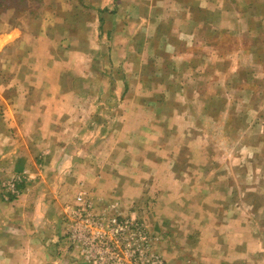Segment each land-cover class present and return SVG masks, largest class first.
<instances>
[{"label": "rangeland", "instance_id": "374dc122", "mask_svg": "<svg viewBox=\"0 0 264 264\" xmlns=\"http://www.w3.org/2000/svg\"><path fill=\"white\" fill-rule=\"evenodd\" d=\"M72 1L86 8L92 3H111ZM242 1L226 4L231 8L226 16L230 20L235 16L232 12L239 9L234 4L238 2L246 9L251 24L237 22L234 29L230 20H225L223 42L220 46H209L207 72H197L200 64L194 62L188 63L189 70L182 67L173 72L175 63L169 51L156 49L153 53L154 49H144L142 42L139 46L138 41H122L120 31L114 32L111 39L112 31L109 35L103 30L95 33L100 24L97 19L92 21V15L82 5H78L80 10L75 14L78 17L81 13L83 23L78 26V36L86 38V29L91 28L90 37L68 45L84 52L93 51L78 61L91 67V91L96 90L103 100L106 91L100 94L99 85L110 83L105 97L117 102L107 105L110 113L116 118L123 107L130 119L128 128L115 119L113 136L97 139L99 147L109 149L101 155L103 160L98 159L101 168L94 174L99 179L107 175L112 185H92L94 177H91L86 178L79 191L86 193L98 211L116 212L140 222L149 239L147 252L157 254L168 264H193L216 251L221 252L220 256L225 251H244L246 254L240 256L233 254L238 263L250 264L246 247L250 233L255 230L258 239L264 242V0H245L251 5ZM27 3L28 12L38 20L48 16L52 2ZM30 15L27 16L32 18ZM115 17L114 22L119 24L121 16ZM22 19L9 11L0 12V23L4 21L0 28ZM86 20L91 22L90 26ZM112 24L107 27L103 23L106 32ZM139 28L143 31L146 27ZM240 39L255 52L256 66L251 56L233 49ZM217 54L223 59L217 58ZM174 60L180 63L177 57ZM156 66L161 68L162 77H155L154 73L152 76L150 71ZM238 69L242 70L240 74L235 72ZM131 73L139 75L141 81L142 75L145 80L150 78V89L140 91ZM66 77L71 78L68 74ZM137 96L145 100L143 111L140 106H131V99ZM119 99H127L129 103L120 107ZM151 99L157 102L150 103ZM137 110L141 113L137 114ZM90 141L94 147V138ZM7 180L0 178V185ZM218 225H222L219 230ZM226 226H230L234 235L226 233ZM212 237L218 239L215 244L220 242L214 252L205 241ZM227 238L239 242V250L224 249Z\"/></svg>", "mask_w": 264, "mask_h": 264}, {"label": "crops", "instance_id": "0c3cea01", "mask_svg": "<svg viewBox=\"0 0 264 264\" xmlns=\"http://www.w3.org/2000/svg\"><path fill=\"white\" fill-rule=\"evenodd\" d=\"M50 1L49 17L45 15L35 21L25 18L18 24L0 28V178L4 181L25 174L22 194L14 202H5L0 188V264H84L77 257L78 250L71 249L62 238L65 207L73 203L86 178L94 177L92 185L111 184L107 175L103 179L95 175V170L101 168L98 159L103 160L101 155L109 149V146L99 147L97 139L102 141L113 136L115 119L122 121V127L126 128L130 120L121 105H127V99L118 100L122 107L118 117L110 113L107 105L117 103L105 97L110 83L99 85L100 94L106 91L104 101L96 90L91 91V67L82 66L78 61L90 56L92 50H87V54L75 47L69 48V42L76 45V39L81 38L78 36V26L83 25L81 13L78 17L75 14L80 10L78 5L85 6L72 0ZM232 1L110 0L111 3H92L84 9L92 15V21L97 19L100 24L95 33L103 30L109 35L112 31L111 39L114 32L120 31L122 41H138L139 46L142 42V47L153 48V53L156 49L167 50L175 63L173 72L182 67L189 70L192 62L200 64L195 69L197 72H207L209 46H220L223 42L224 23L230 20L226 13L231 10L228 5ZM242 2L251 5L245 0ZM234 4L239 8L232 12L235 16L230 20L234 29L237 22L251 24L246 9L238 2ZM118 14L121 21L116 24ZM86 21L90 26L91 22ZM103 23L107 27L113 23L112 28L106 32ZM142 25L146 27L143 31L139 28ZM90 32L91 28L86 29L87 37L80 40H87ZM234 46L239 53L251 56L256 66L255 52L244 40L240 39ZM176 57L180 63H176ZM217 58L221 60L223 56L217 54ZM152 62L156 64L155 60ZM156 68L150 71L152 76L162 77L161 68ZM240 71L235 70L238 74ZM67 74L71 77L68 80ZM142 76L143 81L139 75L132 74L131 79L143 92L151 84L150 78L145 80ZM155 84L153 81L152 85ZM156 102L151 99L150 103ZM132 105L145 110V100L140 96L131 99ZM229 227H225L226 233L234 235ZM208 239L206 246L214 252L220 242L215 244L217 237ZM227 239L223 242L224 249L239 250V242ZM246 247L250 264H264V242L258 239L255 230L250 233ZM225 253L220 256L221 252L216 251L193 264H241L234 254L245 252Z\"/></svg>", "mask_w": 264, "mask_h": 264}, {"label": "built area", "instance_id": "2783aa9c", "mask_svg": "<svg viewBox=\"0 0 264 264\" xmlns=\"http://www.w3.org/2000/svg\"><path fill=\"white\" fill-rule=\"evenodd\" d=\"M24 179L25 174H17L1 184L5 202L21 196ZM63 227V240L78 250L85 264H168L147 252L149 239L140 222L116 212L98 211L83 191L66 205Z\"/></svg>", "mask_w": 264, "mask_h": 264}, {"label": "trees", "instance_id": "16d2710c", "mask_svg": "<svg viewBox=\"0 0 264 264\" xmlns=\"http://www.w3.org/2000/svg\"><path fill=\"white\" fill-rule=\"evenodd\" d=\"M28 0H0V12H7L11 13L12 15L16 16H22L23 19L27 18L29 20H37L35 17L30 15L29 7L28 6ZM30 15L32 18H30ZM19 22H16L15 24H18ZM14 24V23H13ZM12 24V25H13ZM23 185L21 186L22 189Z\"/></svg>", "mask_w": 264, "mask_h": 264}]
</instances>
